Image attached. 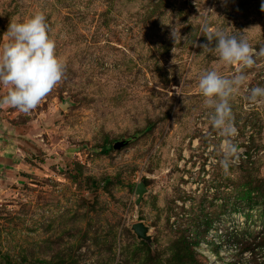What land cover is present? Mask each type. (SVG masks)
<instances>
[{
  "label": "rangeland",
  "instance_id": "obj_1",
  "mask_svg": "<svg viewBox=\"0 0 264 264\" xmlns=\"http://www.w3.org/2000/svg\"><path fill=\"white\" fill-rule=\"evenodd\" d=\"M262 4L0 0V47L10 23L42 11L65 65L36 109L0 108V264H187L184 241L198 237L200 264H245L252 252L264 261V98L250 100L264 87ZM205 23L242 34L255 64L203 50ZM210 70L246 78L229 100L227 169L226 137L198 88ZM137 222L151 244L132 232Z\"/></svg>",
  "mask_w": 264,
  "mask_h": 264
},
{
  "label": "clouds",
  "instance_id": "obj_2",
  "mask_svg": "<svg viewBox=\"0 0 264 264\" xmlns=\"http://www.w3.org/2000/svg\"><path fill=\"white\" fill-rule=\"evenodd\" d=\"M261 10L264 11V4ZM203 32L207 43L199 46L214 52L221 62L240 65L241 69L255 64L256 51L242 34L212 31L206 23ZM49 33L47 18L42 11L23 22L9 24L6 32L9 39L0 47V85L7 88V93L0 97V108L8 106L29 113L61 82L65 65L56 55V43ZM178 35L181 36L172 32L175 42ZM259 54L264 56V49ZM238 73L233 78H226L210 70L203 73L198 82L206 106L214 109L212 126L226 137L223 143L225 160L221 162L225 169L228 167L227 157L237 151L228 137L237 134L229 100L246 79L240 70ZM250 93V100L255 102L257 98H264V87H254Z\"/></svg>",
  "mask_w": 264,
  "mask_h": 264
},
{
  "label": "water",
  "instance_id": "obj_3",
  "mask_svg": "<svg viewBox=\"0 0 264 264\" xmlns=\"http://www.w3.org/2000/svg\"><path fill=\"white\" fill-rule=\"evenodd\" d=\"M66 105L67 104L64 103L61 105V107L65 108ZM146 192H147V189L143 182H139L136 184L135 190H134V194L137 196V199L135 202L136 206L139 205L143 194ZM131 230L135 234L138 240H142L144 242H147L148 244H151L152 239H151V236L149 235V227L145 226L142 222L134 223L131 226Z\"/></svg>",
  "mask_w": 264,
  "mask_h": 264
},
{
  "label": "trees",
  "instance_id": "obj_4",
  "mask_svg": "<svg viewBox=\"0 0 264 264\" xmlns=\"http://www.w3.org/2000/svg\"><path fill=\"white\" fill-rule=\"evenodd\" d=\"M101 151H102L103 153H105V152L108 151V148L103 147V148H101ZM211 220H212V219H211ZM211 220L207 219V221L205 222V231H206L207 228L211 227ZM205 231H204V232H205ZM202 235H203V234H202ZM184 243H185V244H184L183 249L185 250V256L188 257L187 264H200V263L195 259V252H194V250H192L193 246H198V244H199V237L196 238V239H195L194 241H192V242L184 241ZM261 243H262V242H261ZM244 250H250V251L252 252L253 248L250 247V245H247V246H243V247H242L241 252L244 251ZM254 254H255L254 252L251 253V256H253L252 259H251L249 262L245 263V264H264V261H262L261 263H258V262L256 261V258H255V255H254ZM234 264H235V263H234Z\"/></svg>",
  "mask_w": 264,
  "mask_h": 264
}]
</instances>
